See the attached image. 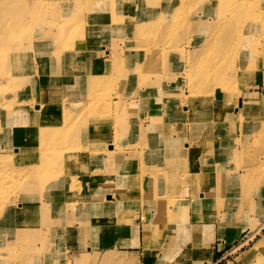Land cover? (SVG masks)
I'll list each match as a JSON object with an SVG mask.
<instances>
[{
	"label": "rangeland",
	"instance_id": "obj_1",
	"mask_svg": "<svg viewBox=\"0 0 264 264\" xmlns=\"http://www.w3.org/2000/svg\"><path fill=\"white\" fill-rule=\"evenodd\" d=\"M102 1L89 0L81 5H74L76 17L81 20L78 22L83 30L80 33L77 27L74 31H70L69 34L74 33L76 38L68 36L65 43L57 41V38H61L58 27L68 26L67 22L63 21L64 18L60 19L59 16L63 14L68 19L75 16L72 7L70 8L72 4L69 0L6 1L7 6L17 4L18 15L21 18L25 17L28 25H13L10 37L8 35L5 38L3 34L4 41L8 42L10 47H19L21 43H26L29 39L30 47L28 50L23 48V51H19L23 55L20 57V59L23 58L22 61L19 59L16 62L12 60L9 64L0 63V141L4 143V146H0V223L5 218H10L15 222L13 226L15 224L19 228L18 234L11 235L14 242L8 243L7 248L0 246V264H32L33 259L30 256L36 250L34 240L40 241V255H43L53 250L58 237L64 240L79 237L84 243L83 249L87 245L88 248L93 249L89 253L82 252L71 257L63 254L61 264H132L133 262L127 263L126 259L118 253L108 252L105 255L99 253L97 247H103L97 245L100 231L112 225V228L105 229L106 234L117 237L126 235L127 221L138 211V205L144 203L153 208L157 204L156 218L151 217L149 223L144 225V230L147 228L149 234L147 239L145 238L146 241L149 240L148 246L150 242L156 243L165 224L174 213L172 209L179 206V198L183 192L187 193L191 173L198 181L195 197L199 198L200 193H204L200 187L202 176L200 172H203L205 168H202L199 162L209 148V137L217 128L221 127L223 130L224 126L230 122V118H235L236 109H233L235 104L232 103L237 99L235 94L242 99L249 97L248 92L252 90L251 86L256 76L264 67V0H231L230 4L228 0H222L223 4L219 7L220 13L216 7L219 2L212 0L220 17L228 20L235 19L233 27L236 32H230L228 28L221 30L217 42L219 45L227 46L224 51L227 53L221 56L205 55L204 61L200 64H196L197 60L193 63L187 62L186 58L181 60L183 55L180 54L176 57L174 55L171 57L168 53L162 55L159 48L175 41L184 47V50L181 48L179 51L185 55L188 52L187 55L194 57L195 51L200 48L202 50L200 38L203 20L208 19L214 22L217 15L216 13L213 16L214 7L208 6V1L211 0H163L161 9L171 13L179 10V13L177 18L173 15V20L157 22L160 11L152 12V9H148L151 0H139L136 6L131 7L135 11V21L114 29L100 27L101 25L92 24L89 21L92 16L100 15L97 3ZM181 1L183 5L185 4V11L179 6L182 4ZM33 2L36 4L33 5ZM55 2H57L55 8H50V11L46 9L48 5ZM0 6H2V0H0ZM3 8L6 6L4 5ZM52 22H55L52 27H44ZM5 24H7L6 20L3 19L0 25ZM141 28L142 30L139 31ZM52 35H56L57 38H54L51 44L46 43ZM232 38L238 45L236 51L232 47L234 45L231 43ZM75 39L77 45L71 47L69 43L74 42ZM61 48L63 50H59ZM105 49L108 52H104ZM239 50L247 51V53L255 51L252 58H260L259 62L253 61V64L249 65L248 63L251 62L249 60L247 64L250 67L246 69L244 66L246 63L240 60V54L244 51L240 53ZM60 51H63V57L59 55ZM92 54L95 56L99 54V60L103 63L117 64L112 69L109 67L101 70L97 67L96 71L102 77L96 86L90 75H87L88 70L91 69ZM143 54L145 56L141 60L140 57ZM153 54L157 65L152 70L149 68V71L147 68L140 70L141 67L136 61L143 62V59L146 61ZM163 58H166L173 71L168 80L161 71L163 68L160 61L162 62ZM14 65L15 67L11 70ZM119 65L123 67V70L128 71L122 80L117 79L120 78L117 74ZM183 66L188 67L186 72ZM234 67H236L235 71ZM52 69H55V72L50 73L51 76H49L47 70L50 72ZM37 75L40 76L41 83L36 81ZM205 75L212 76L205 78ZM63 79L68 84L63 82L59 86V81ZM83 81L86 83L84 84ZM153 82L167 83L169 86L167 93L177 95L176 101L179 105L184 104L183 110H188L185 115L181 111L184 116H181L178 121L174 115L175 120L171 121L169 126L174 130L173 138L178 140L177 133L182 131L186 132L185 136L189 139V132L183 122L185 120L190 123L189 129L191 127L194 129L192 125L197 121L207 118L210 122V127L202 136V140H198L191 130L195 139L192 137V140L186 141V143L189 142L190 152L186 159L189 161L190 169L189 172H185V175H181L182 180L175 179L177 181L175 183L172 177L167 183L164 180L162 182L158 180L156 183L157 174H150V169L156 165L154 158L150 155L152 148H156L157 168L160 166L163 168V150L167 144L163 138L164 133L157 131L160 137L154 140L156 130L152 127H141L150 122L148 111L150 113L152 108L150 85ZM92 90L93 98L90 100L89 94L85 93ZM164 91H162L163 95H165ZM227 91L228 95L231 92L234 95L228 102V108H226L228 110L220 115L218 110ZM208 100L214 104L209 105ZM203 102L206 103L202 104ZM51 103L58 104L60 109L57 112L53 111L55 106ZM66 103L72 112L65 110ZM153 103L155 104V101ZM20 106L23 109L18 108ZM9 107L16 109L11 115L5 111ZM211 107L212 110H210ZM250 108L251 105L247 106L245 111ZM160 110L158 108L157 113H160ZM88 113H92L95 118H87ZM52 114L59 119L48 121L47 118ZM239 114L241 116V113ZM59 115L63 117L62 120ZM166 115L168 117V113ZM97 119H100V124H94ZM159 121L162 123L161 120ZM6 126L8 129H5ZM138 127L149 130L145 135H139ZM259 129L257 128L256 132ZM263 135L264 133L259 132L254 141L248 145L247 150L242 152L238 151L242 145L240 141L234 145L237 149L236 164L239 170L245 162L263 161L257 169L250 168V174L241 176L239 180L242 183L239 194L246 198V200L244 198V204H248L247 199L252 194L250 189H256L258 183L264 182L262 180L264 154L263 159L257 158ZM88 136L92 137V141L88 139ZM149 141H152L151 148L147 146ZM113 149L120 154H116ZM133 149L137 153L145 152L142 154L145 155L143 165L146 167L142 168V174L134 183L132 182L131 188L122 192V195L118 190L110 194L112 200L105 201L100 211L104 216L100 215L99 218L91 220L87 215L88 206L99 205L95 208L98 210L101 206L94 200L93 202L85 201V190L89 189L90 192L95 189L90 186H94L98 180L105 181L108 174L114 173L117 161L122 163V158H125L126 170L121 176L119 175L117 182H112V186L117 188L122 183L125 184L129 172L127 169L133 167L135 163L131 157L133 155L130 154ZM218 150L222 152L223 149L218 148ZM58 153L62 154L58 155ZM56 156L57 159L52 161ZM126 161L129 162L125 163ZM28 164H32L34 168L31 169ZM226 171L225 159L222 158L219 160L216 180L219 186L230 182L229 173ZM69 172L70 174L67 175ZM73 172H75L74 175ZM219 176L222 177L221 182ZM255 183L256 185L252 186ZM155 192L157 195H154ZM105 196L103 193V196L95 197L105 200ZM21 197H24L26 202ZM129 199L130 201L127 202ZM38 200L40 203H37ZM123 200L127 202L125 205L122 203ZM209 203L210 201L205 199L202 202L203 208L208 207ZM219 209L223 214L229 210L228 207ZM219 209L216 208V214L219 213ZM21 216H26L30 220L29 223L26 222L27 219L22 220ZM110 216L115 219L108 220ZM31 221L40 222V228L30 224ZM26 233L32 234L33 237L26 238ZM263 236L264 229L259 230V235L252 237L251 241V238H247L248 243L242 250L239 247L238 251L247 250L252 247L257 238ZM259 248L256 247L253 252ZM3 252L7 253L6 257L1 255ZM41 260V263L56 264L53 255H46ZM239 261L241 262V259Z\"/></svg>",
	"mask_w": 264,
	"mask_h": 264
},
{
	"label": "crops",
	"instance_id": "obj_2",
	"mask_svg": "<svg viewBox=\"0 0 264 264\" xmlns=\"http://www.w3.org/2000/svg\"><path fill=\"white\" fill-rule=\"evenodd\" d=\"M36 81L40 82L39 75L36 76ZM251 88L252 90L248 92L250 96L243 99L247 106L251 105V108L248 111L244 110V112L242 110L239 112L241 116L239 113H235V118H230V122L224 126L223 130L219 127L209 137V148L203 155L204 157L200 159V166L205 168L203 172H200L202 175L200 187L204 192L200 193V196H204V199L195 197L198 181L195 175L191 173L187 193L183 192L179 198V206L172 209L174 213L165 224L156 243L150 242L148 246L149 240L146 241L145 239L144 225L149 223L151 217L156 218L157 204L155 207L150 208L143 203L138 205V211L128 219V232L126 235L122 234L117 237L116 235L113 236V234H106L107 231L105 229L112 228V225H108L100 231L97 242L98 246H103L97 247L100 254L105 255L108 252L118 253V255L126 259L127 263L133 262L132 264H221L223 262L224 264H264V236L257 238L252 247L241 251L248 243L247 238H251V241L252 237L259 235V230L264 229V182L258 183L256 189L249 188L254 195L250 194L247 199L248 204L243 203L246 198L244 195L239 194V191L242 190V183L239 181L241 176L249 175V169H257L263 161L259 160L260 162L255 163L245 162L239 170L236 164L237 149L234 148L237 141H240L242 145L238 151L247 150L248 145L254 141L258 133H264V67L256 76ZM208 102L209 105L214 104L210 100ZM210 110H212V107ZM172 111H177L176 106H167L165 112L166 114L168 113V117L163 114L164 118L171 120V117H173H170ZM183 122L189 132V140H192V131L198 140H202V136L210 127V122L207 118L192 125L194 129L192 127L189 129V121L185 120ZM257 128L260 129L256 132ZM5 129H8V126ZM261 143L262 146L257 154L259 159H263L264 135ZM0 146H4L3 141H0ZM218 148H222V152ZM222 158L225 159L226 172L229 173L228 180L230 182L227 185L219 186L216 180L219 160ZM124 161L125 158H122V163L120 164H124ZM143 164H145V157H138L133 167L127 169L129 172L125 184L122 183L117 188L112 186V182H117L120 178L119 175L121 176L122 172L126 170L123 166L115 173L108 174L105 181L103 179L98 180L94 186H90L94 187V190L92 189L90 192L88 191L89 189L85 190L84 200H91L89 202L94 200L98 204L100 203L101 209L107 198H112L109 196L110 194L118 190L119 194L122 195L124 190L131 188L136 178L142 174V168L146 167ZM262 180L264 181V178ZM255 185L256 183L252 184V186ZM103 193L106 195L105 200L95 197L96 195L103 196ZM205 199L209 200L210 203L204 209L202 202ZM127 202L125 200L122 201L124 205ZM37 203H40V200ZM98 206H88L87 215L91 220L99 218L100 215L104 216L103 212H100L102 209H95ZM220 206L228 207L229 210L223 214L222 210L219 209L221 208ZM217 207L219 213L216 214L215 210ZM26 216H21V219L25 221L27 219ZM110 217L108 220L115 219L113 216ZM22 220L21 222L25 223ZM29 221V219L26 220L28 223ZM13 223H15L14 220L10 218H5L0 223V246L7 248L8 243L14 242V238L11 235L18 234L19 228L15 224L13 226ZM30 224L40 228V222L31 221ZM104 230L105 232H103ZM250 234L252 235L248 236ZM56 243L52 251L40 255V241L34 240L36 250L30 256L33 259L32 264H45L41 263V259H44L46 255H53L54 260L56 259L55 263L61 264V255L63 254L71 257L82 252L89 253V251H93L92 248H88V245L83 249L84 243L79 237H72L70 240L58 237ZM107 244H110V246H107ZM239 247L241 252L238 251ZM256 247L260 248L253 252ZM1 255L6 257L7 253L3 252ZM239 259H241V262H238Z\"/></svg>",
	"mask_w": 264,
	"mask_h": 264
},
{
	"label": "bare ground",
	"instance_id": "obj_3",
	"mask_svg": "<svg viewBox=\"0 0 264 264\" xmlns=\"http://www.w3.org/2000/svg\"><path fill=\"white\" fill-rule=\"evenodd\" d=\"M6 1L7 0H2V6H0V22L4 19V20H6V23H7L5 25H0V63L1 62H5L6 64H9V62L11 63L12 60L16 62L17 60L20 59L21 56H23V55H21L19 53V51H23V48H25V50H28V48L30 47L28 45L30 40L28 39V42L23 43V44L21 43L19 45V47H17V46L10 47L11 45H9L8 42L4 41L3 34H5V38L8 35L10 37L13 25H15V24L26 25V26L28 25L27 19L25 17L21 18L18 15L19 13H18L17 4H10L9 6H7V2ZM64 1H68V0H64ZM87 1H89V0H69V3L71 2L70 4H72V5H70V8L72 7L73 14L75 16L70 17L68 19V18H65V16L63 14H60L59 18L60 19L64 18L63 21L67 22L68 26H65V25L59 26L58 27L59 33H61V35L59 37H61V38H57L56 35H52L51 37L48 38L46 43L51 44L52 41L54 40V38H57V41L59 43H61L62 41H64V43H65L68 40V38H67L68 36H72L73 38H76L74 36V33L73 34H69V32L70 31H74L77 27H79V32L81 33L83 28H82L81 24L78 22V21H81V20H79L76 17V11L74 10V5H81V4H83V3L87 2ZM138 1L139 0H103L102 2L97 3V6L99 8L98 12L100 13V15L92 16L89 19V21L92 24L101 25L100 27H109V28H112V29L117 28L119 26L126 25V24H128V23H130L132 21H135V11L132 10L131 7L132 6H136L138 4ZM182 1L180 2L182 4H179V6L184 10L185 4L183 5ZM217 1L219 2V4H217L216 7L218 8V12H219V7L222 6L223 1L222 0H217ZM238 2L239 1H237V3ZM56 3L57 2L48 5L46 9H48L50 11V8L53 9V8H55L57 6V5H55ZM162 3H163V0H151L150 4L148 6V9H150V10L152 9V12H159L160 11L158 18L156 19V22L157 21L173 20L174 19L173 15H176L175 18H177L179 10H175L174 13L164 11V9H161V7H160V5L162 6ZM228 3L230 4L231 0H228ZM35 4L36 3L33 2V5H35ZM4 5L6 6V8H3ZM118 5H119V7H118ZM210 5H211V7H214L213 16H215V14L217 13V9L215 8L214 1H212V0L208 1V6H210ZM159 7H160V10H159ZM247 11H249V10H247ZM190 12H188V13H190ZM241 12H243V11H241ZM69 13L70 14L72 13L71 9H70ZM209 13L210 12L208 10V14ZM250 15L252 17V14H250ZM241 17H239V19ZM216 20L214 22H211L208 19H204L203 20V23L201 25L202 36L200 38V41H201L200 44H201L202 50L200 48V50L195 51L196 55L194 57L187 55L188 52L186 53V55L183 54V53H180L179 50L181 48L184 50V47L181 44L179 45V43H176L175 41H173L170 45H164V47L159 48V50L161 51V54L163 55L164 53H168L171 57L173 55H174V57H176V56H179V54H180V55H183V58H181V60L186 58L187 62H189V63L190 62L193 63V62H195L197 60L196 64L197 63L200 64V62L204 61L205 55H211V56L220 55L221 56L223 54H226L227 51L226 52H224V51H225V48L227 46L226 45H219L218 42H217V39H218V36H219L221 30H225V29L228 28V30L230 32H233V31L236 32L235 27H233L234 26L233 24H235V19H229L228 20L226 18L220 17V15H218V13H217ZM252 21H254V20H252ZM54 24H55V22H52L50 24L48 23V25H45L44 27L45 28L52 27ZM243 24H244V22H243ZM246 24H248V23H246ZM238 26H239V24H238ZM100 27H98V28H100ZM141 30H142V28L139 31H141ZM237 41H239V40H237ZM43 42H44V39H43ZM231 43L234 44L232 47H233V50L236 51L237 46H238L237 43H236V40H233V38H232L231 39ZM69 45L71 47L77 45V40L75 39L74 42L69 43ZM68 48H66V49H68ZM247 49H245V50H247ZM59 50H63V49L61 48ZM242 51H244V50H241V51L239 50L240 53ZM104 52H108V51L105 49ZM254 53H256V52L255 51H251V52L247 53V51H244V52H242L240 54V57H241L240 60H241V62L246 63L244 65L246 69L248 67H250L249 66L250 64H253V61L259 62L260 58H258V59L252 58V56H254ZM62 54H63V51H60L59 55L61 57L64 56V54L63 55ZM99 56H100L99 54H96V56L93 55V54L91 55V57H90V59H92L91 69L88 70V73H87V75H90V77L92 78V82H93V84L95 86H96V83L99 84L100 79L102 77V76H100V73H98L96 71L97 67L100 68L101 70H103L104 68L108 69L109 67L111 69L115 68L116 65H117L115 62H114V64L113 63L112 64L103 63L102 61L99 60ZM108 56L110 57V54ZM144 56H145L144 54L141 55L140 59L142 60V58ZM75 57L78 58L77 55H75ZM22 60H23V58L20 59V61H22ZM117 60H119V59L117 58ZM249 60H251L250 63H248ZM48 62H50V61H48ZM136 62L139 65V67H141L140 70H142L143 68H147L148 71H149V68H151V70H152V68H154V66L157 65V62H156V60L154 58V54L150 55V57H148L146 61L143 59V62H141V61H136ZM160 63H161V68H163L161 71L164 74L165 79L168 80L169 78H171V74L173 72V71H171V65L169 64V62H167L166 58H163L162 62L160 61ZM199 66H197V67H199ZM14 67H15V65L11 67V70H13ZM49 68H51V67H49ZM187 68H188L187 66H183V70L185 72L187 71ZM234 68H235L234 69V71H235L236 67H234ZM234 71H232V73ZM47 72H48L49 76H51V74H53L55 72V69H52V71H50V72H49V70H47ZM239 72H242V71H239ZM126 73H128V71H126V69L123 70V67L121 65H119V68L117 69V74H118V76L120 78H117V79L122 80L125 77ZM69 75H71V74H69ZM209 76H212V75H205L204 77L207 78ZM54 77H56V76H54ZM155 79H158V78H155ZM63 82L65 84H68V82L63 79V80L59 81V86ZM83 82H84V84L86 83V81H83ZM122 83H125V81H122ZM236 85H237V83H236ZM150 86H151L150 87V92H152V95L150 94V99L152 101V108H150L151 109L150 113L148 111L150 122L148 124H145V125H142V126L140 125V126L143 127V128H150V127L154 128L156 130V132L154 134V140H157V138L160 137V136H158L157 131H160L161 133H164L163 138H164V141L167 143L165 145V147H164V150H163V152H164L163 168H162V166L157 168V166H158L157 164L158 163L156 161V158H157L156 157V151H155L156 148H152L153 151L151 152L150 155H151V157L154 158L157 166L155 165V167L153 169H150L151 170L150 174L151 173L157 174V179L155 181L156 183H158V180H160V182H162L164 180L167 183V181H170V177H172L173 183H175V182H177V181H175V179L176 180H177V178L180 179L181 175L182 176L185 175L186 174L185 172L186 171L189 172V169H190L189 165H188L189 161L186 159V156L190 152L189 151V144L186 143V141L187 140L189 141V139L185 136L186 132L183 133L182 131H178V133H177L178 134V140H176L175 138H173V134H172L174 132V130L172 128H170L169 126H171V120L172 121L175 120V116H176V120L178 121V120L181 119V116H184L188 112V110H185V109L183 110V108L185 107L184 104L183 105H179V103L176 101L177 95H173V94L167 93V88L169 87L167 83L163 84L162 82H160V83L153 82ZM237 88L235 90H237ZM94 89H96V87ZM164 89H165V91H164ZM162 91H164L165 95H163ZM90 92L89 93H85V94H89L88 98H90V100H91L93 98V93H92L93 90L90 91ZM235 92H237V91H235ZM227 93H228V91L225 93L224 99H222L221 104H220V109L218 110L220 112V115L228 110V109H226V108H228V102H230V99H231L232 95H234L233 92H231L229 95ZM172 96H176V97L173 98ZM235 96L237 97V99L234 100V101L231 100L232 103L235 104V108L233 107V109H236V111H235L236 113L237 112H241L242 110L244 111L245 108L247 107L246 103H244V101L241 98V96H237V94H235ZM51 97L54 98L53 96H51ZM49 101H51V100H49ZM153 101H155V104L153 103ZM174 103H175V105H174ZM40 104H41V102H40ZM51 104H53L55 106L53 111L57 112V110L60 109L58 104H56V105L54 103H51ZM51 104H48V105L50 106ZM22 106H20L18 108L23 109ZM167 106H176V109H177V111H172L171 112L170 117L173 116V117H171L172 118L171 120L165 119L164 116H163V114H166L165 111L167 110ZM64 107H65L66 111H69V112L71 111V109H70L69 105H67V103H66V105ZM158 108L161 109L160 113H157ZM5 111H8V113L11 115L13 113V111H16V109L14 107H9ZM181 111L184 112V113H182L184 115L181 114ZM177 115H180V116H177ZM86 117L87 118L90 117L91 119L95 118L92 113H88ZM62 118L63 117L60 116V120H62ZM47 119H48V121H53V120H58L59 118H57L54 114H52ZM159 120H161L162 123L165 124V125H163ZM95 123L96 124H100V119L95 120L94 124ZM138 129H139L138 133H140L139 135H145L148 132V130H149V129L145 130V129H142V128H139V127H138ZM88 139L90 141H92V137L89 138V136H88ZM149 142L150 143L147 146L151 148L152 147V144H151L152 141H149ZM178 143H182V145H178ZM114 152H115V150H114ZM115 153L116 154H120V153H117V152H115ZM142 153H145V152H140L139 151V153H137L135 149L130 151V154L133 155L131 157L135 161L137 160L138 157H145V155L142 154ZM60 154H62V153H58V155H60ZM56 159H57V156L53 160L52 159H48V160L54 161ZM128 162L129 161H126L125 163H128ZM115 164H114V166H115ZM28 165L30 166L31 169L34 168L32 166V164H28ZM28 165H27V167H28ZM121 166L124 167L125 165L124 164L121 165L120 162L117 161L114 173ZM28 169H29V167H28ZM74 173L75 172H73V175H74ZM69 174H70V172L67 175H69ZM177 175H179V176H177ZM219 178H221V180H220V182H221L222 181V177L219 176ZM182 179H180V180H182ZM244 179H246V178H244ZM244 182H245V180H244ZM243 184H245V183H243ZM154 195H157L156 192H155ZM109 196L112 197V195H109ZM200 197L204 199V196H200ZM21 199L24 201V197H21ZM111 200H112V198H107V201H111ZM24 202H26V200ZM22 231H24V230L22 229ZM144 235H145V238L147 239V237L149 236V234L147 233V228L144 230ZM25 237L29 238V237H33V236H32V234L26 233Z\"/></svg>",
	"mask_w": 264,
	"mask_h": 264
}]
</instances>
